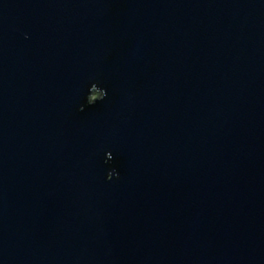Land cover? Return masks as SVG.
Masks as SVG:
<instances>
[{"label":"water","instance_id":"1","mask_svg":"<svg viewBox=\"0 0 264 264\" xmlns=\"http://www.w3.org/2000/svg\"><path fill=\"white\" fill-rule=\"evenodd\" d=\"M0 264H264V0H0Z\"/></svg>","mask_w":264,"mask_h":264}]
</instances>
